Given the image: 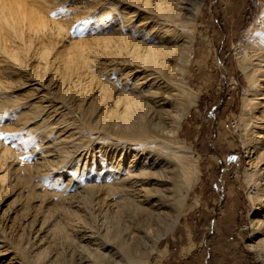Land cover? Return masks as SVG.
Segmentation results:
<instances>
[{
    "label": "rangeland",
    "instance_id": "obj_1",
    "mask_svg": "<svg viewBox=\"0 0 264 264\" xmlns=\"http://www.w3.org/2000/svg\"><path fill=\"white\" fill-rule=\"evenodd\" d=\"M171 1L173 6L178 2ZM262 1L204 0L191 28L195 39L190 42L192 33L188 36L177 26L176 43L162 48L156 40L168 24L155 11L156 0L148 6L139 0L135 7L127 0H0V264H29L35 258L45 260L40 264H123L118 251L123 243H129L144 264H162L165 255H150L148 250L153 245L161 250L162 244L184 234L188 217L198 212L201 185L204 197L211 198L216 181L205 178L217 157L226 160L220 186L241 193L242 210L249 214L244 220L252 223L254 216L263 215L254 213L252 202L258 192L255 181L264 177V158H257L252 145L259 124L253 116L259 114L240 115L250 76L260 74L246 55L256 35L249 27ZM199 2L184 0L181 16L194 12ZM111 9L115 19L102 31ZM131 12H136L131 14L136 20L142 17L143 26L121 32L123 14ZM180 45L191 50L187 61H177ZM174 78H182L196 95L197 104L188 114L187 106L176 105L174 85L168 82ZM120 98L136 106V99L149 103L152 113L147 118L154 125L161 122L160 133L165 128L171 132L175 116L185 114L178 140L195 157L200 178L170 233L175 207L149 214L122 212L115 206L112 210L109 201L97 208L84 203L81 192L91 164L95 162L94 171L108 165L115 171L129 158L112 144L110 138H120L107 134L105 125L123 112ZM138 154L147 158L151 174L174 167L160 150L146 148ZM240 193L231 197L238 200ZM251 232L240 238L233 233L237 255L230 264H236L245 249L264 255V224L262 236L251 238ZM189 247L186 253L194 245ZM217 249L215 254L221 251Z\"/></svg>",
    "mask_w": 264,
    "mask_h": 264
},
{
    "label": "bare ground",
    "instance_id": "obj_2",
    "mask_svg": "<svg viewBox=\"0 0 264 264\" xmlns=\"http://www.w3.org/2000/svg\"><path fill=\"white\" fill-rule=\"evenodd\" d=\"M127 1L130 7H135L136 5H138L139 2V0H127ZM144 1H145V5L148 6L151 0H144ZM183 1L184 0H180V1L178 0L177 4L175 3L174 4L175 6H173L171 4L173 3L171 0H156L157 8L155 11L159 14V18H163L165 20V23L168 24L163 35L159 36L156 40V42H158L162 48L165 46H173L176 43L177 33H178L177 26H180L181 30L185 28L182 32L188 34V36H190L189 33L190 34L192 33V39L190 42H192V40L195 39V33H193L194 29L191 28L194 27V21L196 18L195 14L197 13L200 6L203 4L204 0H199L200 1L199 5L197 7H194L195 11L192 12L190 10V12L187 14L188 16L185 15L181 16V13L183 11L180 10L179 7L181 6V4H183ZM194 3L196 4V2ZM113 11L114 10L111 9L109 14L105 15L107 19L101 27L102 31H104V29H106L110 25L111 23L110 21L112 19H115L112 15ZM132 13L136 14V12L123 14V18H125V22L121 24L118 30L124 32L126 29H130L133 32L136 27L139 28L140 26H143L140 23L142 21V17L141 18L139 17L140 19L136 20L134 18L136 17V15L133 16L134 14L131 15ZM149 16L154 17L153 15H149ZM134 19L136 20L137 23H133L135 21ZM40 21L36 20L37 23ZM43 23H45V20H43ZM250 28L255 30L256 35L254 37L255 40L253 41V45L251 47L252 51L248 52L246 57L251 58L252 60L251 66L255 68V72L257 73L260 72V74L259 76H256L254 74L250 76V79L248 81L250 85V91L249 94L243 98L242 112L240 115L241 117L247 116V114H249L250 111L253 112L256 111L255 114L256 113L259 114L253 116V119L258 121L259 124H257L258 130L255 132L256 135L252 140V145L254 146L255 151H257V158L262 159V157L264 158V126L262 125V123H264V87H262V82L264 81V1L261 2L259 11L256 14L254 22L251 24L249 29ZM100 32L101 31H99L98 33ZM107 32L108 30L105 31V33ZM109 41H110V37H107L106 42L109 43ZM136 46L139 47L140 44H136ZM177 51H178L177 52L178 62L188 60L190 56L189 53L191 51L190 48H187L186 46H182L177 48ZM243 52H244V48H243ZM158 58L159 57L156 56L154 57V60L156 61ZM168 82H171V84L174 85V90L172 92L175 91V102L177 103L176 105L178 106L179 104H182V106L185 107L187 106V110L185 114H188L190 112L191 107L194 104H197L196 95L195 94L192 95L191 90L185 85H183L182 78L179 79L174 78L168 80ZM101 84H99L98 86L100 87L99 94L103 95V90H105V87L103 83ZM104 96L105 95H103V97ZM153 99H155V97ZM135 102L137 103V106L134 103L129 102V100L127 99L120 98L118 100V103H122V106L123 104L125 105L123 112L122 113L119 112L120 114H114L110 119L111 122L105 123V125L108 127L107 134L114 135L117 138L121 139L120 140L116 138H110L112 144L120 146L122 148V151L124 152L126 151L130 154L127 162L125 163L124 168H120L121 167L120 166L118 167L117 170L114 171L111 168V166L108 165L107 167L104 168L103 170L104 172L94 171L95 162H93L91 164V169L89 170L90 172L84 177L83 184H85L84 185L85 189L83 188L84 191H82L81 193H85L84 203L87 206V208L92 207L91 205H93L94 203L96 204L95 206L97 208V204L98 206L103 205L108 201L109 204L112 206V210H114L115 208H119L122 212L123 211L126 212V210L128 212L130 211L137 212L138 210H140L141 212L147 211L149 213L150 211L154 212V211H160L161 209L165 210L167 206L175 207V211L177 212H175V216L173 215V217L171 216L169 217L170 223L169 226L167 227L168 228L166 232L167 234L170 233L172 230H174L173 228L178 223V219L184 213L183 210L186 206L185 200L188 194L191 192L194 184L197 183L198 179L200 178V170L198 169L199 167L195 161V157H192V153L185 151L183 147L180 146V142L178 140L179 136L177 135V133L181 128V124L183 120L182 118L184 117L185 114H182L180 116L178 114V116H175L174 118L175 126L171 132L167 133L165 128L160 133L159 128L161 129L163 126L161 122H158L156 125H154L150 122V120H148L149 118H147V116L152 113L150 112L151 110L150 104L142 100L139 101L138 99H136ZM161 134H163L166 137L162 136ZM146 148L149 149L153 148L154 150L156 149L160 150L161 153H164L171 159L174 167H171V169L167 168L168 170L162 169L159 172H154L151 174L148 171L149 165L146 162L147 158L142 157L141 159H139L138 157L139 156L138 153L140 151L143 152ZM135 151L137 153H135ZM170 156H172V158ZM130 157H132L133 159L130 160ZM176 170H179L180 172L179 180L176 177L177 176ZM260 170L264 174V167ZM247 172L250 173L248 169ZM255 183L257 185L258 192L256 195L252 197V202L254 204V213H263L264 212V177L262 178L261 181H258L257 179ZM150 185H152L153 187H151ZM172 190H173L172 200H170L171 194L168 195V193ZM157 197L159 198V200L154 201V199ZM96 199H98V202L96 201ZM99 202H102L103 204ZM113 206H115L114 209ZM101 207H99L97 210L101 209ZM160 212L157 213L160 214ZM121 216L122 215H119L118 217L120 218ZM252 219H253L252 227H251L252 232L250 234V237L257 239V237L262 236L261 231H262V226L264 224L263 222L264 213L261 216H254ZM71 237L73 238V236ZM66 239L67 241L71 242L70 240L71 238H69L68 236L66 237ZM249 246L251 249L253 248L252 245ZM118 247L120 248L118 249V251L121 253L122 257H124V259H122L124 260L123 264H144L142 258L138 257V254L136 252L134 254V250L132 249L129 243L128 244L123 243ZM189 249L190 248H184L183 253L185 251H188ZM154 252H159L160 256L166 254L165 250L162 249L158 250L156 248V245H153L148 250V253L150 255L153 254ZM263 252L264 250L261 253ZM144 253H145V257H147L148 254L146 252ZM42 262H45V260H40L35 258V260L30 261L29 264H40ZM148 263L149 261L148 262L146 261V264Z\"/></svg>",
    "mask_w": 264,
    "mask_h": 264
},
{
    "label": "crops",
    "instance_id": "obj_3",
    "mask_svg": "<svg viewBox=\"0 0 264 264\" xmlns=\"http://www.w3.org/2000/svg\"><path fill=\"white\" fill-rule=\"evenodd\" d=\"M216 160L212 163L214 169L205 178L206 181L214 180L211 183L216 181L212 183L213 188L209 192L211 198L207 200L204 197V188L201 185L197 195L201 200L197 207L198 212L195 216L188 217L183 225V235L180 234L162 244L161 249L166 251L165 257L161 259L162 264H230L231 259L236 258L237 254L232 250V236L235 225L245 222V209L242 210L245 203H242L243 196L240 192H230L220 186L223 175L226 174V168H222L226 160L223 157H217ZM238 193V200L231 197V194ZM188 231L191 232L190 237ZM176 241L180 242L179 246H176ZM191 244L194 247L184 254L183 248H190ZM217 248L221 250L219 254H215Z\"/></svg>",
    "mask_w": 264,
    "mask_h": 264
},
{
    "label": "built area",
    "instance_id": "obj_4",
    "mask_svg": "<svg viewBox=\"0 0 264 264\" xmlns=\"http://www.w3.org/2000/svg\"><path fill=\"white\" fill-rule=\"evenodd\" d=\"M248 216L249 214L246 212L245 217ZM251 227L252 223L248 219L245 222H238L234 227V235L239 237L243 233H246V231L251 230ZM236 264H264V255H259V257H257L252 251L245 249L240 260Z\"/></svg>",
    "mask_w": 264,
    "mask_h": 264
}]
</instances>
